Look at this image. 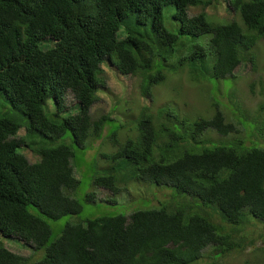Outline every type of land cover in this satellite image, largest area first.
<instances>
[{
  "label": "trees",
  "instance_id": "obj_1",
  "mask_svg": "<svg viewBox=\"0 0 264 264\" xmlns=\"http://www.w3.org/2000/svg\"><path fill=\"white\" fill-rule=\"evenodd\" d=\"M227 1L240 20L206 11L220 0H0V95L8 103L0 115V264H217L252 243L264 229V101L251 113L237 95L236 121L216 96L214 114L193 120L170 104L157 113L145 107L136 137L103 154L109 165H88L92 185L114 195L129 183L157 185V204L68 222L56 238L49 222L83 211L73 196L77 169L114 121L112 109L91 112L106 88L105 61L150 98L171 69L209 82L235 77L241 63L264 71V0ZM191 7L202 10L191 16ZM258 80L263 89L264 75ZM238 125L254 133L243 136ZM209 128L236 139L212 144L201 138ZM85 200L97 202L96 192ZM13 238L32 254L8 249Z\"/></svg>",
  "mask_w": 264,
  "mask_h": 264
},
{
  "label": "rangeland",
  "instance_id": "obj_2",
  "mask_svg": "<svg viewBox=\"0 0 264 264\" xmlns=\"http://www.w3.org/2000/svg\"><path fill=\"white\" fill-rule=\"evenodd\" d=\"M227 2V0H220V3L215 7H208L207 12L210 15H216L225 20L233 18L234 15L229 12ZM200 11L201 8L199 7L190 8L189 13L190 15H195ZM172 21L173 19L167 14L165 19L166 25L170 26ZM102 67L104 69L106 88L99 93V101L93 105L91 112L94 117H99L101 114L112 109L111 114L117 119L105 126V134L102 133V138L91 141L86 151L85 159L81 160L83 162L82 166L80 169H77L76 175L78 177L82 176V185L73 196L82 199V213L80 215H66L56 221H49L55 228L53 238L57 237L59 230L68 222H77L83 220L85 217H97L108 213L128 214L135 209L155 205L161 199V196L156 197L159 191L157 185H151V189H149V187L142 185V183L134 182L129 183L127 188L119 195H113L108 189L97 187L98 198L110 200L108 202H89L85 200V195L94 190L90 178L91 175L86 174L88 165L93 163V166L97 170L102 171L101 168L105 166V162L99 153H112L118 149L117 145H115L116 147H107L109 134L111 135L112 131L116 130L119 144L125 143L129 137L135 136L137 134L135 118L139 116L143 108L147 107L148 111H156L159 105L165 106L170 104V107L179 116L193 120L202 116L211 117L214 114L215 107L212 105V102L216 96V101L220 103L219 106L227 115V120L236 121L238 114L235 110L237 106L235 105L236 97L234 96L237 95L241 98L243 104L252 111L251 113H254L253 110L255 108L257 109L259 102L264 101V88H261L258 80L260 74L264 75V71H254L248 63L240 64L235 69V77H231L227 81L212 80L209 82L203 79L194 81L187 72L180 74L178 70H168L164 81L153 86L152 100L141 95L137 78L118 73L117 69L109 62H105ZM252 82H254V86H251ZM67 100L68 103L73 105L74 99L72 95L68 94ZM7 105L8 103L5 98L0 95V115L6 110ZM255 114L257 115V112ZM258 115H260V118H263L264 109L259 110ZM254 121L257 122L256 117ZM238 127L242 131L241 135L243 136L254 133V130L250 126L247 128V126L238 125ZM20 134H24V131H20ZM232 134L222 136L214 130H207L201 138L206 139L210 143L216 142L212 144H219L225 142L227 139L228 141H234L236 137H233ZM104 135H107V137L103 138ZM22 151L31 161L39 159V156L27 147H23ZM250 239L252 243H247L248 247L246 249L220 259L217 264H257L256 262L259 259L264 258V229L256 228ZM6 245L14 252L23 255H31L33 251L30 246L18 241L6 242ZM207 260L204 258L197 264H206Z\"/></svg>",
  "mask_w": 264,
  "mask_h": 264
},
{
  "label": "clouds",
  "instance_id": "obj_3",
  "mask_svg": "<svg viewBox=\"0 0 264 264\" xmlns=\"http://www.w3.org/2000/svg\"><path fill=\"white\" fill-rule=\"evenodd\" d=\"M191 8H196V7H191ZM200 8V7H199ZM190 10V9H189ZM202 10V9H201ZM206 11H207V9H206ZM201 12V11H200ZM199 12V13H200ZM190 14V13H189ZM196 15V14H195ZM191 16H193V15H191ZM234 17H236V19L237 20H240V18H239V16L237 15H234ZM233 17V18H234ZM240 23H242V22H240ZM170 25H172V23L170 24ZM105 62H109V61H105ZM104 62V63H105ZM103 63V64H104ZM102 64V65H103ZM242 64V63H241ZM146 98H150V97H146ZM151 100H152V97L150 98ZM152 104V103H151ZM163 105H159V107H162ZM159 107L156 109V111H153L154 113H157V110L159 109ZM111 117L114 119V121L117 119L115 116H113L112 114H111ZM108 124V123H107ZM106 124V125H107ZM105 128L106 127H104V129H103V134H105L104 133V130H105ZM137 130V129H136ZM207 130H214V129H211V128H209V129H207ZM206 130V131H207ZM116 133H117V131L116 130H114ZM205 131V132H206ZM215 131V130H214ZM204 132V133H205ZM217 132V131H216ZM203 133V134H204ZM218 133V132H217ZM108 134H109V132H108ZM102 135V134H101ZM105 137H107V135H104V137L103 138H105ZM133 137H136V135L135 136H133ZM98 138H102V136H100V137H98ZM98 138H94L93 140H96V139H98ZM93 140H91V141H93ZM127 140V139H126ZM107 142H108V145H107V147L108 148H111L112 146H115V145H117L118 146V149H116L114 152H116L117 150H119L120 149V147H121V145L122 144H119L118 143V139H117V134L115 135V137H113L112 136V133H111V135L109 134V137H108V139H107ZM126 142V141H125ZM90 146V145H89ZM89 146L87 147V149L89 148ZM116 147V146H115ZM87 149H86V151H87ZM86 151H85V155H86ZM114 152H112V153H114ZM24 153V152H23ZM25 154V153H24ZM100 155H101V158H103V161L105 162V166L103 167V168H101V169H104V168H106L107 167V165H109V160L106 158V157H104V155L103 154H111V153H106V152H103V153H99ZM26 155V154H25ZM85 155H84V159H85ZM27 156V155H26ZM28 158V157H27ZM29 159V158H28ZM31 161V160H30ZM31 162H34V161H31ZM82 162V161H81ZM83 163V162H82ZM90 164H93V163H90ZM79 178H82V176L81 177H79ZM102 188H104V187H102ZM96 189H97V187H94V190L93 191H95L96 192V197H97V201H101V198H98V196H97V191H96ZM106 189V188H105ZM110 191V190H109ZM113 194V193H112ZM121 194V193H120ZM114 195V194H113ZM119 195V194H118ZM102 201H107V200H102ZM110 201V200H109ZM10 241H18V242H22V241H19V240H15L14 238L13 239H5V245H6V242H10ZM23 243V242H22ZM24 244V243H23ZM26 245V244H25ZM7 246V245H6ZM27 246H29V245H27ZM7 248L9 249V247L7 246ZM32 248V247H31ZM11 250V249H10ZM33 250V249H32ZM11 251H13V250H11ZM14 252V251H13ZM17 253V252H16ZM19 254H21V253H19ZM23 255V254H22ZM26 256V255H25ZM200 261H202V260H200Z\"/></svg>",
  "mask_w": 264,
  "mask_h": 264
}]
</instances>
